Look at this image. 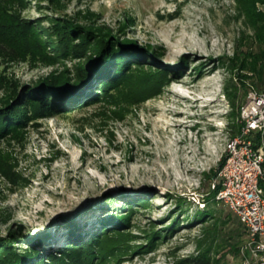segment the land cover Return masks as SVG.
<instances>
[{
	"label": "rangeland",
	"instance_id": "obj_1",
	"mask_svg": "<svg viewBox=\"0 0 264 264\" xmlns=\"http://www.w3.org/2000/svg\"><path fill=\"white\" fill-rule=\"evenodd\" d=\"M237 4L0 0V252L53 264L92 242L88 264H172L224 250L234 220L212 183L237 122L230 99H245L241 72L264 89V73L233 66L248 50L264 63Z\"/></svg>",
	"mask_w": 264,
	"mask_h": 264
},
{
	"label": "built area",
	"instance_id": "obj_2",
	"mask_svg": "<svg viewBox=\"0 0 264 264\" xmlns=\"http://www.w3.org/2000/svg\"><path fill=\"white\" fill-rule=\"evenodd\" d=\"M237 122L239 129L223 146L212 186L217 201L245 227L242 264H264V89L247 90Z\"/></svg>",
	"mask_w": 264,
	"mask_h": 264
},
{
	"label": "trees",
	"instance_id": "obj_3",
	"mask_svg": "<svg viewBox=\"0 0 264 264\" xmlns=\"http://www.w3.org/2000/svg\"><path fill=\"white\" fill-rule=\"evenodd\" d=\"M238 4H237V10L238 12H245L249 15L248 17H250L251 20H253V22L255 23L254 26H257V33H256V37L258 38V40L264 41V7H260V3L262 5H264V0H237ZM91 41H89L90 46L93 44V39H90ZM84 42V41H83ZM98 43H100V41L98 40ZM104 45L106 46V50L110 51L112 50L113 46H114V42L112 41H107V42H103ZM82 45V44H81ZM89 45V44H87ZM90 46L87 48V50L90 48ZM86 50V51H87ZM85 51V49H84ZM132 52V51H131ZM128 54L127 51L122 53V57L125 58V55ZM138 54H143L144 55V59H146L147 63H150V56L145 55L142 50L139 52H136ZM245 53H247L246 55H251L253 56L252 59H248L247 57L242 58L240 61V64L237 65L234 64L233 66H235L236 68H239L240 70H251L254 73L258 72L259 76H260V80H263V71H264V63L263 65H258V57H256L251 51H245ZM116 56V55H115ZM113 54H111L109 56L110 59L115 57ZM240 57L236 54L233 58L232 61H236L239 60ZM233 67V68H235ZM161 72V71H159ZM246 77H249L248 74L246 73H239V78L241 80L242 85L245 87V91L247 92V90L249 89L248 86H253L255 87V83H248L246 81ZM112 81V80H111ZM114 83V81H112ZM248 85V86H247ZM259 89V88H258ZM229 93V92H228ZM230 104L232 106V113H236L235 115L237 116L238 114V110L240 107V104L237 103V99L235 98V96L233 95V97L230 99ZM230 130H231V135H233L238 129L240 124L238 122L236 123H230L228 122L227 125ZM222 162L219 161V163ZM227 215H229L231 217V212L226 213ZM233 215V222L234 225L229 228L227 230V237L224 239L225 242L223 244L224 245V250L221 251V249H219L217 246H215L213 244V242H210V244H208V246L204 247V248H199L198 251L196 253H191V254H187V255H183V256H176V259L173 261L172 264H219L220 260L222 259V257L226 256V255H230L232 253H239L240 254V246L241 243L243 241V237L244 234L246 233L245 227L244 225L241 223V221L232 213ZM210 216V217H215L214 214V209H209L206 210L204 212H202L201 214L198 215V219L200 220H206V217ZM219 216V217H218ZM221 218V215H217L215 218V221L213 222V224H216V226L218 225V221ZM214 241V238H212ZM94 239H92L91 241H93ZM220 244V243H218ZM217 244V245H218ZM222 244V245H223ZM95 246L92 245L91 243L88 242H82L80 244H78L77 246H72L67 248V250H63L62 252H60V256L58 254H53L51 255V257H49L50 259H53V264H69L72 263L70 261L69 258L71 257H76L75 263L76 264H88L90 262V260L92 261V256L95 253L94 252ZM218 253V254H217ZM13 253H9V250H3L0 252V264H15L14 261V257L15 255ZM101 258V257H98ZM102 260V259H101ZM74 261V260H73ZM38 262V261H36ZM38 264V263H37ZM40 264H48L47 262L45 263H40Z\"/></svg>",
	"mask_w": 264,
	"mask_h": 264
}]
</instances>
